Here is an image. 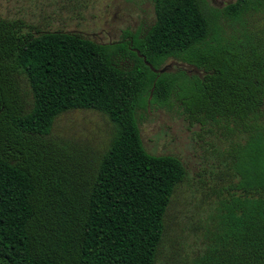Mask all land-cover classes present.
<instances>
[{
  "label": "trees",
  "instance_id": "obj_1",
  "mask_svg": "<svg viewBox=\"0 0 264 264\" xmlns=\"http://www.w3.org/2000/svg\"><path fill=\"white\" fill-rule=\"evenodd\" d=\"M152 1L147 32L111 44L0 17V264H264V0ZM151 106L226 144L230 181L188 245L169 216L187 169L144 147ZM75 110L108 117L103 154L54 135Z\"/></svg>",
  "mask_w": 264,
  "mask_h": 264
},
{
  "label": "rangeland",
  "instance_id": "obj_2",
  "mask_svg": "<svg viewBox=\"0 0 264 264\" xmlns=\"http://www.w3.org/2000/svg\"><path fill=\"white\" fill-rule=\"evenodd\" d=\"M236 1L205 0L207 7L219 10ZM0 17L23 19L35 32L75 33L101 44L120 42L125 32L145 34L156 21L152 0H0ZM123 66L131 67L132 62L126 61ZM165 68L201 74L174 60ZM138 118L146 150L153 155L178 157L187 169L185 180L174 194L169 216L172 225L183 230L185 244H191L194 227L206 219L209 204L218 200L215 192L226 190L230 181L227 176L222 177L227 163L220 153L226 144L202 136L200 129L191 126L176 108L169 111L151 106L139 110ZM112 134L113 125L108 117L90 110L65 113L54 126L56 137L88 147L96 155L107 150Z\"/></svg>",
  "mask_w": 264,
  "mask_h": 264
},
{
  "label": "water",
  "instance_id": "obj_3",
  "mask_svg": "<svg viewBox=\"0 0 264 264\" xmlns=\"http://www.w3.org/2000/svg\"><path fill=\"white\" fill-rule=\"evenodd\" d=\"M137 53L139 54L140 57H142V56L140 55L139 52H137ZM144 61H145L146 65L149 66V67L151 68V70H152L154 73H156V74H158V73H161V74H162V73H164V72L166 71V69H167V68H165V69H163V70H156L151 64H149V63L147 62L146 58H144Z\"/></svg>",
  "mask_w": 264,
  "mask_h": 264
}]
</instances>
